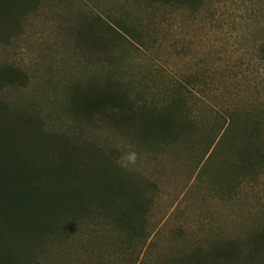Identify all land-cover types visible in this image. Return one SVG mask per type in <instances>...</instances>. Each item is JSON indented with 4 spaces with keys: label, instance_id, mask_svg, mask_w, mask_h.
Returning <instances> with one entry per match:
<instances>
[{
    "label": "rangeland",
    "instance_id": "1",
    "mask_svg": "<svg viewBox=\"0 0 264 264\" xmlns=\"http://www.w3.org/2000/svg\"><path fill=\"white\" fill-rule=\"evenodd\" d=\"M12 2L0 17V67L20 70L22 87L2 99L30 118V142L67 151L101 172L97 179L122 180L145 209L141 236L101 219L65 233L69 241L94 242L93 259L106 264H264V174L227 195L229 144L211 156L217 112L264 101V0H202L194 10L141 0ZM95 77L127 85L125 108L82 116L70 107L73 85ZM188 80L196 82L187 107L196 112L185 111L195 116L191 135L147 137L140 110L160 108Z\"/></svg>",
    "mask_w": 264,
    "mask_h": 264
},
{
    "label": "trees",
    "instance_id": "2",
    "mask_svg": "<svg viewBox=\"0 0 264 264\" xmlns=\"http://www.w3.org/2000/svg\"><path fill=\"white\" fill-rule=\"evenodd\" d=\"M141 1L193 10L202 2ZM14 6L12 0H0V17L14 11ZM260 53L264 55V48ZM103 80L91 78L74 84L70 107L82 116L125 108L129 103L127 85ZM195 84L190 80L178 83L160 108L140 110L139 123L147 137L179 143L191 135L195 116L188 121L185 111L192 116L196 112L194 106L187 108L190 87ZM19 86L22 87L20 70L0 67V264H106L103 259H93L97 252L92 248L94 242L69 241L65 233L102 219L111 221L116 232L141 236L139 219L145 209L127 193L122 180L97 179L101 172L78 162L67 151L52 148L45 142H30V118L11 109L1 97L4 89ZM249 107L248 111H241L232 103L223 106L222 113H215L220 137L211 156L218 147L228 144L233 156L228 170L225 167L230 180L227 195L243 181L256 180L264 174V101ZM208 139L215 142L213 132ZM80 183L88 185L86 191L79 190ZM94 189L97 194L90 191ZM56 245H68L74 250L69 254L54 249Z\"/></svg>",
    "mask_w": 264,
    "mask_h": 264
},
{
    "label": "clouds",
    "instance_id": "3",
    "mask_svg": "<svg viewBox=\"0 0 264 264\" xmlns=\"http://www.w3.org/2000/svg\"><path fill=\"white\" fill-rule=\"evenodd\" d=\"M129 163H135V154H129L127 157Z\"/></svg>",
    "mask_w": 264,
    "mask_h": 264
}]
</instances>
